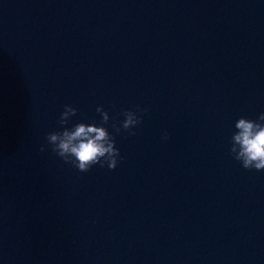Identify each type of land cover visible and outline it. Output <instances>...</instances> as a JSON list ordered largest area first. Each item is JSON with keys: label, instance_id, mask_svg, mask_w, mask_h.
I'll return each mask as SVG.
<instances>
[{"label": "water", "instance_id": "water-1", "mask_svg": "<svg viewBox=\"0 0 264 264\" xmlns=\"http://www.w3.org/2000/svg\"><path fill=\"white\" fill-rule=\"evenodd\" d=\"M99 106L121 159L80 172L47 135ZM261 113L264 0H0V264H264Z\"/></svg>", "mask_w": 264, "mask_h": 264}, {"label": "clouds", "instance_id": "clouds-1", "mask_svg": "<svg viewBox=\"0 0 264 264\" xmlns=\"http://www.w3.org/2000/svg\"><path fill=\"white\" fill-rule=\"evenodd\" d=\"M64 107L65 110L59 119L61 125H67L78 111L71 104ZM97 112L102 114L100 125L95 122H79L71 128L64 127L62 131H53L47 135V142L52 151L80 172H87L97 164L115 169L121 159L114 136L104 126L109 122V113L103 106H99ZM124 116L126 119L122 122V127L125 130L133 129L142 120L137 110H125ZM113 127L120 131V125L113 124ZM235 128L238 131L233 133L231 147L234 158L240 161L245 169L264 170V113H261L258 119L240 117L235 123ZM163 138H168L167 132ZM45 150L46 145H41L40 151Z\"/></svg>", "mask_w": 264, "mask_h": 264}]
</instances>
